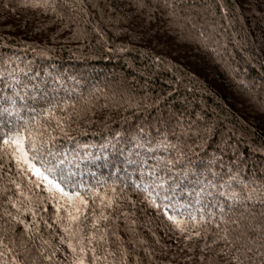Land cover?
Here are the masks:
<instances>
[{
  "label": "trees",
  "instance_id": "16d2710c",
  "mask_svg": "<svg viewBox=\"0 0 264 264\" xmlns=\"http://www.w3.org/2000/svg\"><path fill=\"white\" fill-rule=\"evenodd\" d=\"M49 2L44 9L0 0V97L12 95L14 76L35 97L18 100L11 116L0 100V264L81 257L84 264H264V152L253 151L264 147V0ZM178 122L193 132L211 124L214 133L204 145L194 134L180 136L179 158L177 150L136 149L130 159L140 165L114 148L141 129L153 144L164 134L177 144ZM24 129L37 143L50 141L45 155L87 157L71 180L56 177L68 196L18 164L15 145L3 143ZM226 145L239 151L229 147L221 158L227 164L240 155L244 183L197 197L153 182L155 157L178 169L188 160L203 165ZM25 148L35 154L30 138ZM33 163L41 167L39 158ZM69 224L74 235L63 231Z\"/></svg>",
  "mask_w": 264,
  "mask_h": 264
},
{
  "label": "snow or ice",
  "instance_id": "6c2138e0",
  "mask_svg": "<svg viewBox=\"0 0 264 264\" xmlns=\"http://www.w3.org/2000/svg\"><path fill=\"white\" fill-rule=\"evenodd\" d=\"M20 6L23 7H32V8H44L48 9L50 7L49 0H21ZM143 6V5H141ZM4 7L7 8L8 5L4 4ZM55 12V9H52ZM15 80V85L13 86V93L9 96L0 97V100H4L9 104V107L3 108V112L7 113L11 116L10 108H13L17 101H27L29 99H35L32 97L29 92V84L24 83V81L19 80L15 76L13 77ZM20 87V90H16V86ZM32 91H38L36 85H32ZM21 107H25L26 104H21ZM54 107V105H50L49 110H46L48 114H50V109ZM179 134L173 132L172 135L176 136L177 144H172L168 134H164L158 139L154 144L143 138V129L140 130L139 133L132 137V140L126 144L124 147H120L119 145L114 146L115 149L119 150L120 155H124L127 150L129 153V158H126L125 163H136L138 165L141 164V161L137 159L136 161H132L130 156L134 153L137 157H139V152L135 151L136 149L147 147V151L149 153H153L154 151L164 150H177L179 153V157L184 156V152L179 148V137L180 136H190L195 135L196 138L200 141L201 145L209 143L213 133L214 128L211 124H205L203 127H196L193 132L194 125L187 124L183 125L178 122ZM27 133V136L25 135ZM30 138L31 147L35 154L29 156L28 150L25 148V139ZM50 141H40L37 143V136L34 135L31 131H27L24 129L20 132H17L14 137L5 138L4 144L15 145V151L13 155L19 162H23V164L27 165V168L34 175L39 176L41 179L45 180L48 185L51 186V189H55L60 191L62 195L68 196V193L64 192L61 184L57 182L56 177L59 176L61 181L71 180L72 173L71 169L73 167H78L82 160L87 159L86 156H80L78 154L72 155L71 157L67 153H59L48 150L46 155L45 153V145ZM231 148V151L235 154L238 153V149L234 146L226 145L224 149L221 150V155L216 156L213 154L206 164L193 166V162L188 160L187 165L182 168L176 167V162L173 159H165L163 156L155 157V163L150 171V175L153 176V182L157 184V187L164 189L165 192H171L173 195L176 193H183L185 191L190 194H195L197 197L202 195H207L209 197L213 196L212 189H224L228 184V181H235L236 183H244L240 179L241 173V164L243 161L240 158V155L236 154L233 157H230L229 162L225 164V161L221 158L224 154V151ZM191 149H189L190 151ZM253 151H261L264 152V147L260 149H253ZM51 157V159H49ZM40 159L41 167H37L34 160ZM54 161V162H53ZM219 165V168L216 166ZM225 168H228V171H223ZM67 172V175L65 174ZM162 173V174H161ZM49 175L53 178L49 179ZM211 177L212 179H209ZM224 177H227V180H224ZM220 179L222 182L217 184L215 181ZM264 183V182H262ZM19 187V186H17ZM247 184H245V188H247ZM248 191L253 195L256 192L254 188H248ZM220 195L227 196L229 199H238L239 194L235 191L230 193L220 192ZM245 199H252V195L246 196ZM164 200H168L171 203L170 197L165 195ZM81 203H86L85 201H81ZM15 206V205H13ZM165 208L167 205H163ZM175 210V209H174ZM79 211V209H77ZM223 211V209H221ZM167 215V212L165 213ZM167 218L170 221L176 222V217L172 215H168ZM13 219H17L13 217ZM78 219L77 216H73L70 214L69 220L76 221ZM203 219V217H201ZM19 223H24V221H19ZM71 224L65 227L63 231L68 233L69 235H74L75 233L70 232ZM79 231V229H77ZM183 231V228H181ZM193 235L199 236V232H194ZM188 237H186L187 239ZM83 237H81V240ZM103 239V238H101ZM223 239H227V237H223ZM65 241L63 238L61 239V243ZM80 241H77L79 243ZM88 243H92V240L89 239ZM215 243V241L213 242ZM68 248L75 253L76 248L73 247L72 241L69 239L67 241ZM81 253L85 251L84 247L79 249ZM247 251H252L251 248H248ZM260 253H257L259 255ZM234 259H236L234 257ZM73 264H84L83 258L74 259Z\"/></svg>",
  "mask_w": 264,
  "mask_h": 264
}]
</instances>
